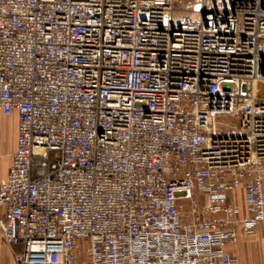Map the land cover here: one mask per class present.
<instances>
[{"label":"built area","instance_id":"2783aa9c","mask_svg":"<svg viewBox=\"0 0 264 264\" xmlns=\"http://www.w3.org/2000/svg\"><path fill=\"white\" fill-rule=\"evenodd\" d=\"M180 4L0 0L15 264H235L264 227V0Z\"/></svg>","mask_w":264,"mask_h":264},{"label":"crops","instance_id":"0c3cea01","mask_svg":"<svg viewBox=\"0 0 264 264\" xmlns=\"http://www.w3.org/2000/svg\"><path fill=\"white\" fill-rule=\"evenodd\" d=\"M0 120H5L10 127L9 140L4 150H0V184L5 180L11 165L12 154L16 146L17 118L15 114L4 116L0 114ZM1 141V140H0ZM236 203L243 207L242 196L236 192ZM3 211L0 209V216ZM236 257L235 264H264V227L259 226L256 231L244 236L239 233L237 243L228 248ZM18 251V247L10 248L0 236V264H15L12 252Z\"/></svg>","mask_w":264,"mask_h":264},{"label":"rangeland","instance_id":"374dc122","mask_svg":"<svg viewBox=\"0 0 264 264\" xmlns=\"http://www.w3.org/2000/svg\"><path fill=\"white\" fill-rule=\"evenodd\" d=\"M198 0H181V4L178 6L186 10L187 12L196 9ZM261 97L264 100V84L259 87ZM10 127L5 120H0V150H4L9 140Z\"/></svg>","mask_w":264,"mask_h":264}]
</instances>
